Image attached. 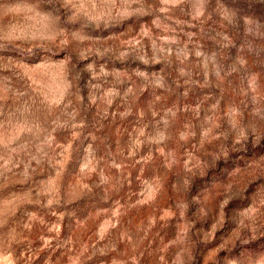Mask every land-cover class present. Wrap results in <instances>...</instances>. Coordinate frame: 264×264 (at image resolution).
<instances>
[{"label": "rangeland", "instance_id": "374dc122", "mask_svg": "<svg viewBox=\"0 0 264 264\" xmlns=\"http://www.w3.org/2000/svg\"><path fill=\"white\" fill-rule=\"evenodd\" d=\"M0 264H264V0H0Z\"/></svg>", "mask_w": 264, "mask_h": 264}]
</instances>
